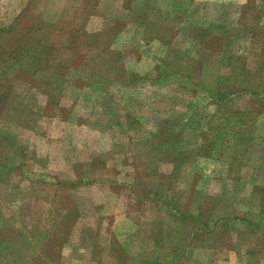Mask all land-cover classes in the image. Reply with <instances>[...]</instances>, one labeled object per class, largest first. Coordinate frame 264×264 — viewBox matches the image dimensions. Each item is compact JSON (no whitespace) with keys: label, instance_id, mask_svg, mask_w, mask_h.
Returning a JSON list of instances; mask_svg holds the SVG:
<instances>
[{"label":"rangeland","instance_id":"374dc122","mask_svg":"<svg viewBox=\"0 0 264 264\" xmlns=\"http://www.w3.org/2000/svg\"><path fill=\"white\" fill-rule=\"evenodd\" d=\"M116 2L117 0H0V51L4 50V54H0V79L8 81L10 91L18 97L16 101L20 100V94L26 88L20 84V73H24L20 72V65L34 58L41 60L38 65L40 73L49 75L55 66L54 61L61 64L67 59L66 62L72 63V66L67 68L66 74L73 84L75 80L86 76L92 77V81L97 80L85 84L91 87L90 90L100 88V92L95 91V95L91 93L86 96L91 98L86 105L92 106V123L96 125V118L99 117L104 122H108V119L112 122L106 132L114 146L107 142L108 139L102 147L90 146L87 152L91 159L87 163L84 161L83 166L79 162L75 166V174L69 168L70 179L66 178L77 182L82 173L83 180L96 178L98 182L86 187H72V199L69 198L71 190H65L66 187L61 190L60 187L43 185L46 189L42 190L46 192L38 191L37 194L42 202L41 208L31 211V215L38 218L39 228L59 235L62 227H50L47 220L51 218V223H59L62 211L67 212V209L63 207L65 210H61L59 206L72 201L70 220L74 218L76 222L68 234L69 241L63 251L62 264H120L123 263L124 256L139 257L143 252L146 254L142 255L141 258L144 259L140 264H205L206 257L202 256L198 261L200 257L197 247L208 242V238L217 234L219 226L223 224L231 229L232 246L236 247L237 254L242 256L247 250L259 251H252L240 263L264 264V228L261 227L264 221L258 214V200L264 199V190H258L257 194L255 192L252 195L251 187L252 184L264 185V174L253 163L244 171H239L238 161L242 160L248 145H244L241 140H231L239 135L244 140L253 130L252 134L259 137L249 144L251 155L257 158L264 155V128L260 127L261 122H257L260 120L253 119L256 116L244 113V121H252V126L246 127V131L237 135L243 118L238 115L226 118L215 115L216 107L210 106L207 95L203 94L208 91L209 86L220 93L234 89L254 91L251 93L257 91L254 84L256 78H251L257 74L256 36L231 34L226 43L229 50L224 52H221L225 44L222 38L206 40L204 36H197L196 39L201 42V61L223 62L220 67L213 65L205 69L206 81H202L200 87L195 88L188 82L168 86L149 85L140 80L135 83V91L131 89L133 96L128 100L122 96L125 95L123 91L127 90L126 85H134L128 80L131 76L123 71L124 68H115L110 60L119 58L110 51L114 52L111 50L112 45L118 43L113 34L114 28L118 30L120 25V19L117 18H124L126 14L116 7ZM251 9L252 18L261 10L258 7ZM23 10L26 13L20 19ZM94 12L102 13L105 30L101 34H76L80 31L76 26L82 24L86 29ZM177 26L176 23L172 24L167 34H163L170 43L167 59L174 58L176 50L181 48V51H189L186 44L174 41L173 33ZM125 41L128 39L122 38L120 43L124 44ZM33 43H40L43 47L53 44L54 48L48 50L47 47H39L44 55L39 56L38 51H34L32 55L30 46ZM67 45L76 51L70 52ZM227 64L230 67L225 66ZM241 68L245 72L240 73ZM185 69L192 74L195 70L194 82L200 80L195 66L190 64L183 68L184 71ZM118 70L121 72L114 75ZM116 77H121V81L114 83L112 80ZM223 77L230 78L229 83L232 84L217 86L215 83ZM123 81H127L126 85L121 84ZM81 85L79 81L78 86ZM73 89L72 84L65 89V94L68 91L70 93L68 98L62 99L63 110L59 111L61 115L70 113ZM192 95L196 97L195 105L192 104ZM37 98L40 106H44L47 97L38 94ZM233 100L231 104L240 110L242 107L250 110L262 107L255 97L238 95ZM191 106L196 108L195 113ZM128 112L135 115L124 119L126 125H122L126 134H119L118 124L123 122ZM10 131L14 136H19L20 141V130L12 126ZM28 141L31 143L29 139ZM10 143L13 144L12 140ZM13 155L14 148L10 149L8 156L11 158ZM209 155L223 158V163L210 161ZM238 155L239 160L232 166L233 173H229L227 160H237ZM199 157L201 158L198 159ZM41 158L39 157V165ZM32 166L29 164L25 170H31ZM232 174H237L238 178L235 179ZM35 185L42 186L38 181ZM29 187L28 182L23 179L20 181L17 169L13 175L0 182V218L9 219V227L14 232L20 231V212L22 222L23 215L30 216V211H20V202L31 198L23 194L30 190ZM47 190H51V197ZM53 190H56L57 206L50 209V204L54 201ZM223 190L230 192L229 199L225 195H220L215 201L214 197H208L219 195ZM229 202L231 206L225 211ZM216 204V209L209 210ZM262 209L264 212V206ZM180 211L183 213L180 214ZM214 221L219 227L215 233ZM160 239H167L166 244H160ZM173 240L179 245L177 250H174ZM182 251L184 253L181 257ZM220 253L223 256V252ZM76 255L79 256L78 259L70 260ZM0 264H20V260L11 258L6 247H0ZM24 264L31 262L26 260Z\"/></svg>","mask_w":264,"mask_h":264},{"label":"crops","instance_id":"0c3cea01","mask_svg":"<svg viewBox=\"0 0 264 264\" xmlns=\"http://www.w3.org/2000/svg\"><path fill=\"white\" fill-rule=\"evenodd\" d=\"M116 7L120 11L124 10L126 14L124 18H117L118 20L120 19V25H118V30L116 27L114 28L113 34H115L118 43L112 45L111 50L114 52L110 51V53L116 54L119 58L110 60L115 64V68H119V70L124 68L125 70L123 69V71L129 77L131 76L128 80L134 85L127 87L125 83L128 80L123 81V83L121 82V84L126 85L127 90L129 89L128 91H123L125 95L122 96L127 97L128 100L129 97L133 96L131 89L134 90L137 86L135 83L140 80L146 81L149 85L168 86L170 84H186L188 82L195 88L200 87L203 84L202 81H206L205 69L213 65L220 67V65H223V62L221 60L215 62L201 61V42L199 39H196L197 36H204L206 40L222 38L225 44H223V51L221 52L229 50L226 43L228 36L231 34H252L256 36L257 74L251 78H256L254 84L257 91L251 93L254 91H250L249 89H245V91L244 89H234L233 91L220 93L219 90L216 91L212 86H209L208 91L206 90V93L204 92L203 94L207 95L206 98L209 100V105L214 108L216 107V110H214L215 115L219 117L225 116V118L229 115H238L240 118H243L239 132L236 131L237 135L246 131V127L252 126V121H248V119L244 121V117H246L244 113L245 115L256 116L253 119L256 120L257 118V120H260L257 122H261L259 125L262 129L264 128V0H117ZM255 7L260 8L262 12L258 10L255 17L252 18L251 8ZM102 16V13L94 12L86 25V29L84 26L82 27V24L76 26L80 28V31L78 33L76 32V34H101L105 30L104 18ZM174 23L178 25L176 31L173 33L175 34L174 41L176 43L179 42V44H186L187 48L189 47V51L182 50L185 52L182 53L181 49L183 48H179L180 50H176L174 53V58L167 59L166 57L170 51V43L165 39L164 35L167 34L168 28ZM48 34H51V32ZM122 38L128 39V41L121 44L120 40ZM39 47L40 49L47 47L48 50H53L54 48L53 44L43 47L40 43H33L30 46V53L33 55L34 51H38L39 56L44 55L39 50ZM67 48L70 52L76 51L70 45H67ZM96 49L98 50L97 47ZM187 57L193 60H189ZM66 61L64 63L61 62V64L54 61L55 66H53L49 75L40 73L41 70L38 69V65H40L41 60L34 58L20 65V72H24L20 73V84L26 88L20 94L19 101H16L18 97L15 93L10 91L8 81L6 80L5 82L0 79V153L2 155L0 158V182H3L5 177L8 178L13 175L17 169L20 174V181L23 179L30 186V190H26L23 193L27 197L31 196L30 200H22L20 202V211H30V216L23 215L24 223L22 222V213L20 212V231L14 232L9 227V219L0 218L2 219L0 220V247H6L8 255L13 259L20 260V264H24L26 260H30L31 264H62L61 260L64 259L63 251L69 241L68 234H70V229L76 222L74 218L70 220L73 203L70 201L67 205L59 206L61 210L64 208L67 209V212L62 211L59 223H51V218L49 221L47 220L50 227H56L57 225L62 227L61 234H53L48 229L39 228L38 218H34L31 215V211L40 210L41 208L42 202H40V198H37L38 191L46 192V190H42L46 189V186L50 188L60 187L62 188L61 190L66 187L67 189L65 190H71V197L69 198L72 199V193H74L73 188L93 185L98 180L92 178V180L85 181L81 173L78 178L79 181L72 182L68 180L70 179L68 175L71 173L69 168L75 174V166L79 162L83 166L84 161L87 163L91 159L90 154L87 152L90 146L102 147L101 145L106 143L107 139L108 143L111 145L114 144L109 138L108 132H106V130H109V124L112 123L110 119H108V122H104L99 117V114H97L99 117L96 118L97 126L94 125L92 123V117H90L92 116V106L86 105L91 99L86 98V96L88 97L91 93L95 95V91H99L98 89L100 88H95V91L90 90L91 87L85 84H90L93 81L97 82V80L92 81V77L86 76V78H80L78 81L75 80V84H73L66 74L67 68H71L72 63ZM190 64L198 69L196 72L200 76L198 79L201 82L193 81L195 70L193 74L189 72V68L185 69V71L183 70V68L189 67ZM225 66L230 67L228 64ZM142 67L145 68L140 69ZM169 68L173 69L170 70ZM119 70L115 71L114 75L121 72ZM242 70L243 68H241L240 73ZM246 76L249 77V75ZM229 80L231 79L223 77L222 80L215 84L217 86L224 83L230 85L232 83H229ZM79 81L82 84L81 86H78ZM112 81L114 83L120 82L121 77L118 79L116 77ZM70 84H72V87L74 86V89L71 90L73 93V106L70 113L61 115L59 111L63 110L62 99L64 100L69 97L70 92L68 91L65 94V89ZM193 92H195L194 89ZM38 94H43L47 97L42 107L37 101ZM238 95L248 98L255 97L258 104L260 103L262 107L252 108L251 110L253 112L243 107L240 110V108L231 104L234 102V97ZM191 99L193 100L192 104L195 105V95H192ZM191 107L193 112L196 108L194 106ZM132 115L135 114L128 112L126 117L123 118V122L118 124L119 134H126V129L122 124L126 125L124 119ZM12 126H16L20 130V141L18 139L19 136H14L12 131H10ZM114 128L117 129L116 126ZM252 132L244 140L242 139V135L236 136L235 139L231 138V140L237 142L240 140L242 142L244 141V145L248 146L245 147L244 155L241 157L242 160H239V155L238 157L235 156L237 160L234 158L227 160L226 167L229 173H233L232 166H234L235 161L237 162L239 160L240 172L249 167L250 163H253L254 165L256 164L255 168L261 169L264 174V155H260L257 158L251 155L250 144L256 137H259L258 135L255 136L252 134ZM28 139L31 143H29ZM10 140H12L13 144L10 143ZM177 143L179 144V141ZM12 145L14 146L12 147ZM12 148H14V155L10 158L8 155ZM39 157H42L41 165L38 164L40 162ZM212 157L213 155L208 156L210 161L223 163V158ZM29 164L31 166L34 164L32 169L25 170ZM232 175L235 179L238 178L237 174ZM37 181L42 186L35 185ZM251 187L253 190L252 195L255 192L257 194L258 190H264V185L262 184H252ZM47 192L51 197V190H47ZM53 193L54 201H52L53 203L50 202V209H54L57 206L56 190H53ZM220 195H225L226 199H229L231 194L228 190H223L219 195H208V197H214L215 201L217 198H220ZM260 200H258L260 202L258 205V214L261 215V219L264 221V212L262 209L264 199L260 198ZM216 206L218 207L216 204L213 208L210 207L209 210L216 209ZM230 206L231 203L229 202L225 207V211ZM181 212L183 213V211H180V214ZM68 220L70 221L68 222ZM220 220H223V218H220ZM213 227L215 228L214 233L219 227L220 230H218L219 232L217 234L210 236L208 242L203 243L204 245L197 247L200 257L198 261L203 256L207 258L205 264H242L240 261L243 258L246 259L252 251H255L247 250L242 256L237 254L236 247L232 246L233 238L230 227L224 224L218 227L216 221H214ZM261 227L264 228V224ZM166 242L167 239L166 241L160 239L159 243L166 244ZM173 246L174 250L179 248L175 240H173ZM262 247H264V244ZM221 251L223 252V256L220 255ZM255 252L259 251L257 250ZM183 253L182 251L180 254L181 257ZM144 254L146 252L141 253L139 257L124 256V261L120 264L141 263V260L144 259L141 257ZM149 254L147 256L150 257ZM206 254H208V257ZM78 258L79 256L76 255V257L70 258V260ZM68 264L71 263L68 262Z\"/></svg>","mask_w":264,"mask_h":264},{"label":"trees","instance_id":"16d2710c","mask_svg":"<svg viewBox=\"0 0 264 264\" xmlns=\"http://www.w3.org/2000/svg\"><path fill=\"white\" fill-rule=\"evenodd\" d=\"M25 13H26V11L23 10V13L20 15V19H21L22 16H25ZM16 21H17V19L15 20V22L13 23V25L16 23ZM11 26H12V25H11ZM26 35H29V34H26ZM0 36H1V34H0ZM3 51H4V50H1V51H0V54H4ZM24 52H25V51H24Z\"/></svg>","mask_w":264,"mask_h":264}]
</instances>
